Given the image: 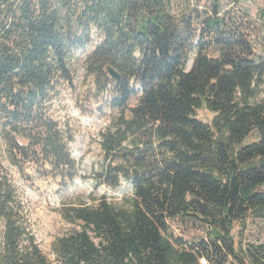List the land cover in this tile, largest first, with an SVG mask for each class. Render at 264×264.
Instances as JSON below:
<instances>
[{
  "label": "trees",
  "instance_id": "1",
  "mask_svg": "<svg viewBox=\"0 0 264 264\" xmlns=\"http://www.w3.org/2000/svg\"><path fill=\"white\" fill-rule=\"evenodd\" d=\"M202 1L0 0V264H51L10 167L74 179L73 132L50 108L75 87V51L95 35L87 73L101 90L113 84L119 111L101 132L106 162L95 178L133 188L120 204L103 195L64 209L81 227L54 242L59 261L264 264V241L237 244L233 234L264 220V57L231 14L241 0ZM258 17L264 27V8ZM202 107L211 123L197 117ZM176 218L200 222L206 238L175 236Z\"/></svg>",
  "mask_w": 264,
  "mask_h": 264
},
{
  "label": "rangeland",
  "instance_id": "2",
  "mask_svg": "<svg viewBox=\"0 0 264 264\" xmlns=\"http://www.w3.org/2000/svg\"><path fill=\"white\" fill-rule=\"evenodd\" d=\"M210 2L211 0H203L201 8L209 6ZM240 5L243 7L241 11L233 9L231 14L239 22L240 28L247 33L249 40L255 44L256 53L264 57L263 20L258 17L259 10L264 8V0H241ZM223 7L228 9L231 5L224 2ZM98 41L99 36L95 35L91 43L75 51V87L64 89L50 108L53 117L65 127L69 126L73 132L74 140L69 146L78 164L74 179L64 178L50 166L40 168L30 165L24 172L18 167H10L26 207L30 228L51 264H62L53 249L56 239L81 227L80 221L74 223L64 217V209L82 203L95 204L103 195L120 204L133 188L129 180L121 179V184L114 187L100 183L95 178V174L102 170L106 162L101 145V132L105 131L112 119L119 114L113 104L117 96L113 84L101 90L94 76L87 73L86 60ZM211 55L217 56L218 51L212 49ZM137 101L138 95H135L129 104L134 106ZM196 115L209 123L214 117V113L206 107L197 109ZM20 141L23 144L27 143L24 138ZM169 226L175 236L191 242L206 238L204 225L191 219H170ZM4 228V220L0 218V248ZM233 234L237 244L240 239L244 242L264 241V220L249 218L242 235L240 223L236 224Z\"/></svg>",
  "mask_w": 264,
  "mask_h": 264
},
{
  "label": "water",
  "instance_id": "3",
  "mask_svg": "<svg viewBox=\"0 0 264 264\" xmlns=\"http://www.w3.org/2000/svg\"><path fill=\"white\" fill-rule=\"evenodd\" d=\"M108 73L113 78V80H119L122 78V75L117 71L113 66L107 65L106 67ZM140 174V170L138 168L133 169V176L137 177Z\"/></svg>",
  "mask_w": 264,
  "mask_h": 264
}]
</instances>
